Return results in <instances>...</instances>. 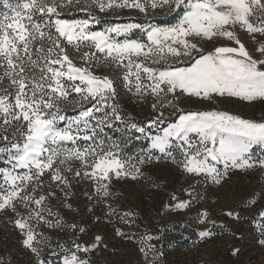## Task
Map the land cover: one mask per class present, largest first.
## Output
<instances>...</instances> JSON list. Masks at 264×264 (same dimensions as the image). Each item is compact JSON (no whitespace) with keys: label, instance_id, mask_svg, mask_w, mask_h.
I'll use <instances>...</instances> for the list:
<instances>
[{"label":"snow or ice","instance_id":"snow-or-ice-1","mask_svg":"<svg viewBox=\"0 0 264 264\" xmlns=\"http://www.w3.org/2000/svg\"><path fill=\"white\" fill-rule=\"evenodd\" d=\"M75 2L79 7L80 0ZM71 3L0 0L4 9L0 12V160L9 165L0 167V213H11L8 222L20 230L22 245L34 255L36 264H50L41 258L45 238L37 227L86 232L75 223L66 224L46 204L60 192L65 198L63 207L74 211L72 179L91 180L97 194L107 201L114 196L113 178L159 187L144 167L161 160L216 186L235 172L264 171V158H253L254 146L264 148V122L218 110L185 112L176 105L182 96L208 101L214 96L264 99V0H86L81 10L134 8L147 15L149 7H167L182 12L170 26L129 22L103 31L90 29L91 15L74 22L61 19L62 10ZM136 29L145 34L146 42L129 37ZM241 32L257 45L255 55L241 40ZM217 39L229 43L205 51L204 44ZM69 47L79 53L83 66L74 63ZM181 62L187 66H177ZM103 68L119 73L134 98L142 102L152 98L151 108L157 115L147 128L125 119L116 102L114 79L96 74ZM69 104L72 116L66 114ZM168 107L180 113L178 119L153 134L151 129L159 128L163 109ZM106 129L122 133L121 138H113ZM136 133L135 139L143 137L147 147L128 156L123 151L128 142L125 137L131 139ZM80 141L85 142L83 146ZM184 193L192 195L189 189ZM170 201L175 203L165 204L166 209L184 210L192 203L175 194ZM106 206L107 215H117L111 204ZM134 215L127 211L119 219L131 224ZM224 215L240 218L231 210ZM200 222L215 225L207 210L200 214ZM115 231L125 236L119 228ZM213 234L204 228L199 237L203 240ZM101 246L107 247L99 235L90 244H75L83 252ZM139 250L147 256L154 246ZM238 251L233 249L232 254ZM62 264L88 261L73 253L64 255Z\"/></svg>","mask_w":264,"mask_h":264},{"label":"rangeland","instance_id":"rangeland-1","mask_svg":"<svg viewBox=\"0 0 264 264\" xmlns=\"http://www.w3.org/2000/svg\"><path fill=\"white\" fill-rule=\"evenodd\" d=\"M15 3L17 0H11ZM143 2V0H142ZM67 3V0H66ZM86 0H80V6L75 0L61 12V19L69 22L92 18L90 29L92 31H103L109 26L107 24L100 30L98 17L102 14H121L138 18L142 24L157 26H170L175 24L182 12L169 11L167 7L155 10L148 8L147 15L140 13L138 9H111L100 12L98 8L85 7ZM4 11L0 7V12ZM259 14V10H257ZM101 15V16H100ZM120 16V15H117ZM253 23L256 19L252 18ZM129 23V22H125ZM121 24V23H120ZM130 38L146 42L143 32L136 29L128 34ZM241 40L245 43L250 53H255L256 44L244 32L239 33ZM118 37L117 39H123ZM223 39L204 44L205 51L213 49L220 44H228ZM83 50H87L83 48ZM93 51H95L93 49ZM71 54L79 60L78 66H83L78 58L79 53L72 48ZM75 63V62H74ZM187 65L184 62L177 64L182 67ZM110 76H117L120 84L116 86V102L125 114V119L141 127H148L149 121L141 118L150 116L154 118L157 113L152 110V98L142 102L134 98L124 87L119 78V73L103 68L101 71ZM103 74V75H104ZM7 86V85H5ZM120 90V91H119ZM119 91V92H118ZM2 94V92H0ZM179 109L187 111L218 110L249 119L256 122H264V99L257 98L253 101H245L235 97L214 96L211 101L202 100L196 97L182 96L176 102ZM128 106V107H127ZM67 115H74L71 104L67 106ZM163 122L172 119L178 113L173 107L163 109ZM180 114V113H179ZM168 122L164 125L175 122ZM153 127L151 132L156 134L160 129ZM115 139H120L122 133L113 130H105ZM2 133V129H0ZM125 137L128 140L123 145V151L128 156L140 153L142 148L147 147L143 137L139 140ZM140 143L146 146H133V143ZM81 146L84 141L79 142ZM129 150V151H127ZM158 154V153H157ZM253 158H264V148L254 146ZM78 166V162L74 167ZM0 167L7 168L9 165L0 160ZM23 171V170H21ZM144 172L150 175L159 187H148L143 181L116 180L113 178L110 190L113 197L105 200L102 194L98 195L96 184L91 180L84 179L77 181L72 179L70 189V202L74 211L63 207L65 198L63 193L57 192V196L46 201L54 212H58L66 224L75 223L78 227H84L85 233L73 231L70 228H48L47 226L37 227L38 232L44 235V243L41 244V258L50 264H62L64 255L70 256L75 253L80 259H85L88 264H264V171L259 168L250 170L248 173L235 172L230 178L216 186L206 181L202 176L188 175L182 172L175 164L161 160L153 162L144 167ZM71 179V176H70ZM45 184L48 176L44 177ZM3 183L0 178V184ZM189 189L191 197L185 195L184 190ZM175 194L179 199H191V206L184 210L166 209L165 204L175 203L170 201V196ZM203 197V199H201ZM255 200L253 204L252 201ZM107 204L116 209L117 215L109 216ZM19 207V205H18ZM91 209V210H90ZM207 210L209 219L215 222L202 224L200 214ZM228 210L239 214V219H232L224 215ZM23 211V209H21ZM133 212L131 224H125L119 216L124 212ZM0 213V264H36L35 257L29 249L22 245V236L19 229H15L8 222V216ZM119 228L124 237L116 234ZM204 228L213 231L210 238L201 239L199 232ZM99 235L103 238V244L107 247H98L89 252L77 250L75 244H90L93 238ZM149 251L147 256L140 252L141 247ZM233 249H239L236 255L232 254ZM55 252L56 255H52Z\"/></svg>","mask_w":264,"mask_h":264},{"label":"trees","instance_id":"trees-1","mask_svg":"<svg viewBox=\"0 0 264 264\" xmlns=\"http://www.w3.org/2000/svg\"><path fill=\"white\" fill-rule=\"evenodd\" d=\"M84 12H86V13H91L90 11H84ZM103 16H101V17H98V21H99V24H100V27L99 28H96L95 30H100V29H102V27L104 26V25H107V24H120V23H125V22H133V23H136V22H138V23H141L139 20H137L138 18H134L133 16H126V13H123V15H122V13L121 14H111V15H114V16H109V14L108 13H104V14H102ZM117 15H120V16H117ZM71 50H72V47H69V54H70V57L73 59V61L75 62V63H77V64H80L79 63V60L77 59V58H75L72 54H71ZM79 58V57H78ZM96 74L97 75H103L104 73H102L101 72V70L100 69H97L96 70ZM113 79H114V81H115V84H116V86H117V84H120L121 82L119 81V80H116L117 79V76H111ZM115 86V87H116ZM120 91V90H119ZM118 91V92H119ZM151 105H149V106H147L148 108L150 107ZM128 107V106H127ZM68 111V110H67ZM155 113V112H154ZM178 115H179V113H176L174 116H173V118L172 119H167V120H165L164 122H163V124L160 126V128H162V127H164V125L166 124V123H168V122H172L175 118H177L178 117ZM142 120H144V121H150V120H152L153 118H150V116L148 117V116H144V117H142L141 118ZM0 134H2L1 132H0ZM134 138H135V136H134ZM133 143V146H140V147H143V146H146V145H144V144H140V143H134V142H132ZM127 151H129V150H127Z\"/></svg>","mask_w":264,"mask_h":264},{"label":"crops","instance_id":"crops-1","mask_svg":"<svg viewBox=\"0 0 264 264\" xmlns=\"http://www.w3.org/2000/svg\"><path fill=\"white\" fill-rule=\"evenodd\" d=\"M184 66H187V65H184ZM184 66H182V67H184Z\"/></svg>","mask_w":264,"mask_h":264}]
</instances>
